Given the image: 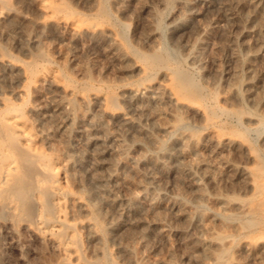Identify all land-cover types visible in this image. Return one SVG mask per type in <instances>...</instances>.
Wrapping results in <instances>:
<instances>
[{
    "label": "rangeland",
    "instance_id": "374dc122",
    "mask_svg": "<svg viewBox=\"0 0 264 264\" xmlns=\"http://www.w3.org/2000/svg\"><path fill=\"white\" fill-rule=\"evenodd\" d=\"M51 1L63 9L8 0L0 47L57 74L37 84L39 127L75 168L62 183L97 208L75 220L107 228L79 231L88 263L264 264V9ZM65 90L72 120L58 111ZM12 226L0 264H62Z\"/></svg>",
    "mask_w": 264,
    "mask_h": 264
},
{
    "label": "bare ground",
    "instance_id": "6f19581e",
    "mask_svg": "<svg viewBox=\"0 0 264 264\" xmlns=\"http://www.w3.org/2000/svg\"><path fill=\"white\" fill-rule=\"evenodd\" d=\"M7 1L0 0V28ZM251 1L255 10L264 9V0ZM36 4L42 11L63 9V4L51 0H36ZM6 22L8 26L11 20ZM55 79V70L44 71L34 61L21 62L0 47V240L14 223H21L50 241L62 264H89L79 231L86 229L90 237L100 238L107 228L102 229L97 220H75L76 213H91L97 208L92 210L90 201L62 183L64 177L76 178L75 168L67 152L62 156L54 153L53 134L39 127L43 120L35 101L36 87L41 80L53 84ZM67 93H62L57 106L71 119L67 105L73 100L65 98ZM77 98L85 104L86 98Z\"/></svg>",
    "mask_w": 264,
    "mask_h": 264
}]
</instances>
